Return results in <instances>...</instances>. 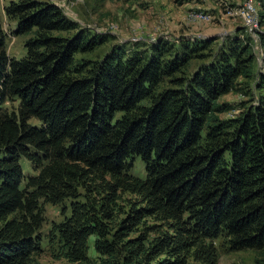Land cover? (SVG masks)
Returning <instances> with one entry per match:
<instances>
[{
  "label": "trees",
  "instance_id": "obj_1",
  "mask_svg": "<svg viewBox=\"0 0 264 264\" xmlns=\"http://www.w3.org/2000/svg\"><path fill=\"white\" fill-rule=\"evenodd\" d=\"M3 15L28 38L11 57L0 10V264H91L92 237L99 264H217V242L264 264V33L142 39L90 60L76 55L109 36L56 3L10 0ZM239 77L256 95L219 118ZM45 204L62 219L44 231Z\"/></svg>",
  "mask_w": 264,
  "mask_h": 264
},
{
  "label": "rangeland",
  "instance_id": "obj_2",
  "mask_svg": "<svg viewBox=\"0 0 264 264\" xmlns=\"http://www.w3.org/2000/svg\"><path fill=\"white\" fill-rule=\"evenodd\" d=\"M56 3L64 13L80 26L89 28L98 33L109 36L106 43L94 49L92 52L77 54L78 59H101L110 50L112 45L133 43L138 40L155 41L158 37H166L170 41H175L181 36H210L212 38L224 37L237 27H243L239 17L231 16L227 12L243 0H49ZM255 1L257 11V31L251 36L257 38L258 34L264 33V8ZM10 0H0V10L2 11L3 27L7 35V52L11 57L21 58L24 53V41L28 36L15 35V23L6 19L3 15V8ZM202 11L210 14L209 19L195 17L194 13ZM215 45V44H214ZM215 47V46H214ZM254 52L256 62L254 69L264 71V54L260 47L255 46ZM201 60L193 59L190 69L195 67ZM256 95L253 81L244 77H239L235 87L229 93L221 96L218 100L220 104H228L232 109H228L218 114L219 118H232L237 115L238 104L245 103L251 95ZM252 95V97L254 96ZM2 107L10 109L16 108L15 102H6ZM30 124L39 125L38 120L31 118ZM21 164L24 173H30L29 162L22 158ZM33 173V172H32ZM131 175L137 177L144 176V165L140 158H135L133 166L129 170ZM60 206L45 204L44 216L45 224L43 230H47L52 221L62 219ZM151 220V219H150ZM149 219L146 222H150ZM134 234H131V236ZM219 260L217 264H259L258 258L253 251L228 252L220 247ZM92 259L91 264H99L97 255L93 249V237L90 238L88 251ZM38 260L43 264H59L62 261H55L46 252H43ZM185 264H200L192 258L187 259Z\"/></svg>",
  "mask_w": 264,
  "mask_h": 264
},
{
  "label": "built area",
  "instance_id": "obj_3",
  "mask_svg": "<svg viewBox=\"0 0 264 264\" xmlns=\"http://www.w3.org/2000/svg\"><path fill=\"white\" fill-rule=\"evenodd\" d=\"M232 17H239L242 20L243 27L250 35L257 31V11L255 7L254 0H243L241 4L232 7L228 12ZM197 18L209 19L210 14L202 11L201 13L193 14ZM133 40H139V38H134Z\"/></svg>",
  "mask_w": 264,
  "mask_h": 264
}]
</instances>
